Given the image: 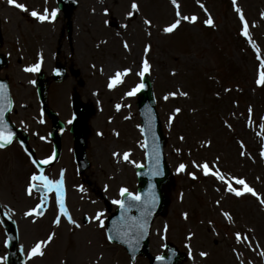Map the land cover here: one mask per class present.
<instances>
[{"label":"rangeland","instance_id":"374dc122","mask_svg":"<svg viewBox=\"0 0 264 264\" xmlns=\"http://www.w3.org/2000/svg\"><path fill=\"white\" fill-rule=\"evenodd\" d=\"M23 1L28 10L21 15L13 8H7L10 5L8 0H0L5 33L7 37L13 38L10 39L13 46L10 57L12 65L10 69L6 68L4 75L11 74L19 101L29 103L27 111L32 114L38 109L35 90L27 84L19 85L16 81L29 79L30 76L24 75L20 66L37 63L42 53L38 47L42 43L48 46L49 62L55 63L56 58L52 55L59 48V59L61 57L60 60L65 61L68 69L80 70L79 77L69 74L65 82L51 86L50 103L59 112L61 110V115L68 117V110L63 112V108L69 106L70 96L75 90L87 105L95 108L88 123L89 142L94 155H91L92 167L82 177L91 180L88 188L96 190L94 183L102 186L112 175H116L115 185L119 181L121 184H132L135 181V166L145 161L141 146L143 138L138 130L141 124L137 97L136 94L128 96L126 93L141 83L138 73L146 57L151 64L155 95L168 137L166 154L176 178L169 187L171 206L168 214L155 222L153 245L159 248L162 246L165 239H161V236L168 224L169 241L183 250L191 245L190 260L186 264H203L198 258V249L210 252L212 261L207 264H215L212 263L214 261L220 263L218 255L223 259L222 264H241L242 261L250 264L251 258L258 259L255 264H264V240L261 242L262 251L252 246L244 251L243 243L235 239L236 232L243 234L244 229L263 224L264 205L251 194L237 197L227 192L214 176H205L200 170L196 171V179L188 175L193 160H207L211 164L219 157V167L223 172L245 178L249 185L264 195V161L261 155L264 148V135L261 133L264 130L258 127L264 123V86L256 83L260 60L247 38L248 47L244 40L238 39L240 24L236 19V11L233 7L230 10L227 4L229 1L200 0L198 3L197 0H178L182 15H196L198 19L195 23L181 19L176 29L180 28L177 35L170 36L174 31L166 33L163 28L177 19L171 0H136L139 11L132 9L133 0H79V6L73 13L74 31L71 38L68 33H62L63 27L66 28L63 17L53 23L48 20L46 22L49 25L43 26L25 18L33 8L41 13L45 9H55V0ZM201 4L207 8V12ZM237 4L251 23L250 33L252 41L260 48L259 55L264 56V16L261 15L264 13V0H237ZM129 11L135 14L129 17ZM209 13L215 26L204 23ZM146 19L151 20L152 24L146 25ZM19 32L21 40L26 43L27 37V43L30 44L25 50L16 43ZM125 41L129 48L124 47ZM149 44L151 49L145 52ZM20 59L23 64L19 62ZM45 65L42 63V66ZM125 68H131L132 72L123 78L122 84L109 88V78L117 70ZM209 76L212 78V86L209 85ZM80 79L84 81L83 86L79 83ZM173 91L188 92L189 95L165 100V95ZM117 104L121 105L119 110ZM249 106L253 109L252 127L248 126ZM176 108L182 111L170 120ZM225 121L232 128H228ZM42 130L45 133L46 129ZM117 133L120 139L115 137ZM207 141H211V144ZM240 141H243V148ZM68 146H72V138L69 136L65 137L64 148ZM242 151L247 154L241 155ZM119 152H122L121 156L129 152V161L123 157L119 160V156L113 154ZM14 154L15 149L11 148L0 157V203L3 207L12 197L24 196V186L29 174L33 172L30 168L24 176L19 175L13 159L10 164L6 162ZM69 159L65 156L62 163H68ZM181 163L188 165L187 170L177 172ZM79 176L73 173L74 178L70 177V184H76ZM69 189L70 202L76 215L100 209L96 203H85V198H94L91 191H86L85 196H82L75 191L74 185L69 186ZM218 200L219 204L216 203ZM20 203L21 207L26 205ZM223 211L231 213L233 222L223 216ZM184 213H187V218ZM198 213L201 214L199 221ZM209 218L214 224L213 228L207 224ZM47 232L48 229L42 233ZM84 233L88 253L84 256L83 264H88L89 258L97 259L98 264L126 263L123 252L108 250L102 229L96 228V224L89 223ZM189 233L195 235L188 242ZM263 233L264 228L253 233L254 241ZM36 235L38 233L28 234L23 239L29 245ZM4 240L3 229H0V257H4L6 251ZM62 244L66 246L65 250L58 251L55 248L54 254V248L51 247L45 259L52 264H60L65 255L71 252L75 254L74 249L70 250V242L63 239ZM238 248V252H243L242 255H233L232 252ZM250 248L255 250L251 251ZM36 263L40 264L41 260ZM0 264H5V259Z\"/></svg>","mask_w":264,"mask_h":264},{"label":"snow or ice","instance_id":"6c2138e0","mask_svg":"<svg viewBox=\"0 0 264 264\" xmlns=\"http://www.w3.org/2000/svg\"><path fill=\"white\" fill-rule=\"evenodd\" d=\"M8 2L22 10L27 11V6L25 4L22 3H18V0H8ZM198 3H200V0H197ZM233 4L235 5V11L237 12V14L239 15V19L242 22V28H241V34L247 38L248 42L252 44L253 48L256 49L257 51V58L260 60V65H259V75L258 78L256 80L257 85L259 86H264V56H260L259 55V48L258 46L252 41V36L251 33L249 31V22L248 20L245 18L244 12L243 10L239 7V5L236 3V0H232ZM171 3L175 6L176 9V16L177 19L167 25L166 27L163 28V31L166 33H172L174 30H176L179 25L181 24V19L183 21H189L192 23H195L198 19V17L196 15H192V16H188V15H182L181 11H180V3L178 2V0H171ZM132 9L139 11V5L138 3H136V0H133V3L131 5ZM201 7H204L201 4ZM107 11V9L105 10ZM204 11L207 12V8L204 7ZM59 12V9H53V10H48L45 9L43 13L38 12L36 10H31V15L33 17L38 18L40 21H46V20H55L57 13ZM135 13L133 11H129L127 13V15L129 17H132ZM262 16H264V13L261 14ZM204 23L206 25H210V26H215V22L213 20V18L211 17V14H208V18L204 21ZM145 24L146 25H151L152 21L146 19L145 20ZM124 47L125 48H129V45L127 43V41H125L124 43ZM151 49V45H147L145 48V52H148ZM43 62V56H40V61L36 64H33L29 67L26 68V71H30V72H38L41 68V64ZM95 67V66H93ZM59 71V70H57ZM101 71H103V69H101ZM151 71V64L149 63V60L145 57L142 61V69L139 71L138 75L140 77H144L146 73H149ZM132 72L131 68H125L123 70H117L115 72V74L113 76H111L109 78V83H108V87L109 88H115L118 84H122L124 82L123 78L127 75H129ZM33 83H35V81H33ZM146 85L141 82L139 84H137L135 87H133L130 91H128L126 93V95L128 96H133L135 95L137 92H139L142 88H144ZM226 91H230V89H226ZM185 96L187 97L189 95L188 92H183V91H173L168 93L167 95H165L164 99L167 100L169 99V97H176V96ZM217 95H219V93H217ZM7 101V103L5 104L4 102ZM12 103V101L10 99H8L7 95H6V88L5 85L0 84V148H4L7 145L11 144L13 141V138L15 137V133L11 131V129L9 128L8 125V121L6 119H4V109L6 106H10ZM121 107V105L117 104L116 108L117 110H119V108ZM182 109L180 108H176L172 114V116L170 117L171 119L175 118V115L179 112H181ZM248 112H249V117H248V126L252 127L253 126V121H252V112L253 109L251 106H249L248 108ZM69 123H71V121H69ZM225 124L228 128H232V125L230 123H228L227 121H225ZM261 130H264V123L259 124L258 126ZM262 135H264V131H262L261 133ZM102 135V133H101ZM117 135H119V133H117ZM181 139L183 140L184 137L182 136ZM208 144H211V141H207ZM242 148L244 147L243 145V141H240ZM143 147H147V145H142ZM247 153L245 151L241 152V155H246ZM31 153H29V156L31 157ZM114 155L119 156L120 153H114ZM261 155L264 156V148H262L261 150ZM129 157H130V153L129 152H125L123 153V159L125 161H129ZM55 159V156H50L47 157L46 159H44L43 161H39L36 158H32L31 162L32 164L36 167L37 171L33 172L31 174L30 177V182L26 187V193L29 196L33 195L34 190L35 191H43L45 193H49V192H55L56 193V198L59 204V215L56 216L54 223L56 225H59L61 223V216L66 217V219L73 225H76L77 227H79V224L77 223V221L75 219H73L70 211H68V208L66 206L65 203V196H66V189H65V180H64V176H63V172H61L59 179H53L50 176L46 175L44 173V170L41 168V164H49L52 160ZM219 157H216V160L213 161L211 164L207 161L204 160L202 162H197L196 160L192 161V165L193 167L199 169L205 176H214L218 181H220L224 187L225 190L229 193L234 194L237 197H241L244 196L246 193L247 194H251L255 197L258 198L259 203L261 205H264V195H261L260 193H258L256 191V189L254 187H252L251 185L248 184L247 180L243 177H238L235 175H232L231 173H225L223 172L220 167H219ZM131 163L135 164L136 161H130ZM188 165L181 163L179 164L178 168H177V172H184L187 170ZM156 174H160L159 172H157ZM188 175H190L193 179L197 178V174L196 172H189ZM81 191H84L83 187L81 186ZM120 195L121 197H125L127 196L129 198L130 201H142V195L138 194V193H132L129 191V189L127 187H122L120 189ZM49 197L48 196H42L40 197V203H38L35 207L30 208L28 211H26L24 213L25 216L27 217H32V216H43L44 215V204L48 201ZM156 197L155 195L152 196V199L150 201L151 205L154 206L155 202H156ZM115 204L119 205L122 209H126V210H131V208L137 207V205L135 203H126L125 199H118L114 201ZM217 204L220 203V201H216ZM145 212L147 214H150V212H148V209H145ZM223 216H225L227 218L228 221L233 222V217L231 215L230 212L227 211H223L222 212ZM104 213L100 212L96 215L95 219H97L98 221H100V226L103 227V220L101 219V217H103ZM185 218H187V213H184ZM91 219V218H89ZM133 221H135V227L138 229H141L143 231H146L148 228V221L147 219H143L142 222L141 221H137L135 217L132 218ZM211 223V221H210ZM132 226H130L131 229ZM167 231V225H165V232ZM56 233L52 232L47 240H39L35 243V245L31 248V256L35 257L37 255L39 256H43L44 255V247L47 246L48 243H50L52 241V239L55 237ZM195 235L194 233H189V240L191 239V237ZM109 240L113 239L112 236L108 237ZM235 239L238 243H245L248 244L249 246H251V240L249 238V236L246 233H241V232H236L235 233ZM189 248H191V245L189 244ZM262 254H264V252H262ZM201 256L203 257H207L209 255V253L207 252H201L200 253ZM238 256H241L242 253L237 252ZM5 257H0V261L4 260ZM159 260H164L165 257L164 256H160L158 257ZM241 264H243V261L241 262Z\"/></svg>","mask_w":264,"mask_h":264},{"label":"water","instance_id":"95a60500","mask_svg":"<svg viewBox=\"0 0 264 264\" xmlns=\"http://www.w3.org/2000/svg\"><path fill=\"white\" fill-rule=\"evenodd\" d=\"M148 82V81H147ZM139 106L141 109L142 116L144 118V127L143 132L147 140V150H148V164H149V172L155 169L157 164L159 163L162 168L165 169V160L163 156V145L165 143V139L162 134L161 126L156 118L155 112H154V101L152 99L151 89L150 85L147 83V85L144 87L142 92L140 93V101ZM76 139L78 141L79 135H76ZM79 158H83V146L78 151ZM146 175V174H144ZM152 179H155V176L153 175ZM164 181H166L165 178L156 179V182L158 183L159 190H161L162 186L164 185ZM142 189L146 188V182H142L141 186ZM146 194H143L145 196ZM149 195V192L147 193ZM152 196V195H151ZM156 202L155 205L152 206L150 201H148L149 196L147 197L145 202L138 203V213L140 216H142L144 219L149 218L151 212L154 210V208L157 206L158 202H160L161 194L159 192V195H156ZM145 209H148V212L150 214H147L145 212ZM138 239L140 238V233L137 234Z\"/></svg>","mask_w":264,"mask_h":264}]
</instances>
